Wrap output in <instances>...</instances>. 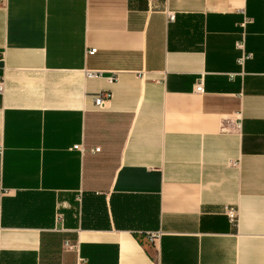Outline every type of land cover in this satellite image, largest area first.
<instances>
[{"label":"crops","instance_id":"0c3cea01","mask_svg":"<svg viewBox=\"0 0 264 264\" xmlns=\"http://www.w3.org/2000/svg\"><path fill=\"white\" fill-rule=\"evenodd\" d=\"M154 5L0 0V264H264V0Z\"/></svg>","mask_w":264,"mask_h":264},{"label":"built area","instance_id":"2783aa9c","mask_svg":"<svg viewBox=\"0 0 264 264\" xmlns=\"http://www.w3.org/2000/svg\"><path fill=\"white\" fill-rule=\"evenodd\" d=\"M154 1L155 0H148V7L150 9H153L155 7ZM165 12H166L169 20H173L174 19V17H175L174 12H172L170 10H165ZM236 46H237V48L241 49V54L238 57V62L243 64L247 59H249L251 57L252 54L245 50L243 40L237 41L236 42ZM96 50H97L96 47H91V48H89L87 50V53L88 54H92ZM85 74H86L87 77H96V76H101L102 73L99 70H86ZM109 79L111 81L117 80V76H111ZM195 89L197 91H201L203 89L202 80H200L199 82L196 83ZM3 91H4V78L2 77V78H0V94H2ZM111 97H112L111 91H109V90H101L95 96L94 102H95V104H96V106L98 108H105L107 101H109ZM73 147L75 149L83 151V145L80 144V143L79 144H75ZM99 150H100V147H95V148L92 149V151H99ZM0 151H1V148H0ZM223 211H224V214L227 216L230 224L233 227H237L238 223H239V218H240V213H239L238 208L226 204V205L223 206ZM160 236H161V231H153V232H148L146 234V236H145V239L149 243H154ZM65 245L69 246V247H74L75 246L74 244H72L70 242V240H66Z\"/></svg>","mask_w":264,"mask_h":264}]
</instances>
